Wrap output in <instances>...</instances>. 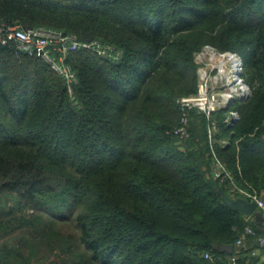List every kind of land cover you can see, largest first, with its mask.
Wrapping results in <instances>:
<instances>
[{"label":"trees","instance_id":"trees-1","mask_svg":"<svg viewBox=\"0 0 264 264\" xmlns=\"http://www.w3.org/2000/svg\"><path fill=\"white\" fill-rule=\"evenodd\" d=\"M14 24L123 54L71 52L70 94L46 61L0 46V264H226L247 224L264 233L257 209L225 203L207 135L213 120L234 182L264 194V0H0V26ZM206 44L242 57L250 92L231 124L193 110L181 141L177 99ZM246 246L237 264H264Z\"/></svg>","mask_w":264,"mask_h":264},{"label":"built area","instance_id":"built-area-1","mask_svg":"<svg viewBox=\"0 0 264 264\" xmlns=\"http://www.w3.org/2000/svg\"><path fill=\"white\" fill-rule=\"evenodd\" d=\"M14 44L19 53L37 57L46 61L50 67L63 79L67 90L72 94L77 77L67 57L71 52L88 49L98 56L118 62L122 58V50L100 40L82 41L72 33L48 29L42 26L22 27L19 24L0 26V46ZM197 64V89L194 93L177 99L180 109L178 124L172 134L181 141L190 136V115L193 110L198 111L210 120L212 114L219 109H228L224 121L231 124L238 118L235 109H229L231 102L241 100L249 95L250 87L243 77L242 57L234 51H219L211 45H204L194 54ZM215 122L211 120L207 127V135L212 156V172L220 181H230L229 192L232 197H241L252 201L256 205L264 221V194H258L237 185L226 164L216 155L212 147ZM222 145L227 144L221 140ZM252 238L256 248L251 256L260 254L264 250V233L257 236L254 228L247 224L238 235L233 251L226 264H237L241 248ZM210 258L208 253L204 255ZM249 264V263H244Z\"/></svg>","mask_w":264,"mask_h":264},{"label":"water","instance_id":"water-1","mask_svg":"<svg viewBox=\"0 0 264 264\" xmlns=\"http://www.w3.org/2000/svg\"><path fill=\"white\" fill-rule=\"evenodd\" d=\"M219 192L221 193L226 204H228L232 209L237 210L245 216H251L256 210V205L252 201H248L247 199L241 197H232L230 194L226 193L222 188H219ZM256 221H258L264 228V221L259 213L257 214ZM223 250H226L227 252L231 253L233 251V246H224Z\"/></svg>","mask_w":264,"mask_h":264},{"label":"crops","instance_id":"crops-1","mask_svg":"<svg viewBox=\"0 0 264 264\" xmlns=\"http://www.w3.org/2000/svg\"><path fill=\"white\" fill-rule=\"evenodd\" d=\"M246 248H247V246L246 247H243V249L240 251V253H242V255H243V253H246ZM263 260H264V258H263ZM262 263H264V262H262Z\"/></svg>","mask_w":264,"mask_h":264}]
</instances>
